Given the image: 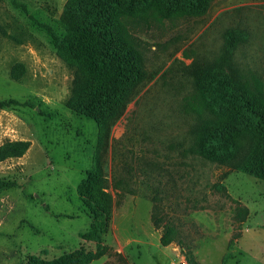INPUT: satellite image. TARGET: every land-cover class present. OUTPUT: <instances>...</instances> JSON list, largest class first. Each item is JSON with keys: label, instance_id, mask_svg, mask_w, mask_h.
Returning <instances> with one entry per match:
<instances>
[{"label": "rangeland", "instance_id": "obj_1", "mask_svg": "<svg viewBox=\"0 0 264 264\" xmlns=\"http://www.w3.org/2000/svg\"><path fill=\"white\" fill-rule=\"evenodd\" d=\"M16 2L0 0V100L13 101L0 108V146H29L0 160V264L54 260L98 245L87 237L97 221L79 191L94 167L97 122L66 105L75 68L39 25L56 24L67 0ZM122 21L148 77L111 131L103 168L114 196L101 237L107 249L89 264H192L189 253L199 264H264V180L186 152L194 71L220 66L233 29L245 39L231 66L252 87L264 82V0H213L202 15L152 11ZM120 178L135 193L118 195ZM167 221L180 241L164 245Z\"/></svg>", "mask_w": 264, "mask_h": 264}, {"label": "trees", "instance_id": "obj_2", "mask_svg": "<svg viewBox=\"0 0 264 264\" xmlns=\"http://www.w3.org/2000/svg\"><path fill=\"white\" fill-rule=\"evenodd\" d=\"M13 2L19 5L16 0ZM212 2L67 0L56 24L39 22L58 55L75 68L73 89L66 105L97 122L94 167L79 191L97 221L87 237L98 245L95 252L80 249L54 260L33 258L29 264H89L106 252L101 237L108 227L114 196L106 190L103 168L111 131L148 77L143 56L129 39L122 18H146L152 11L165 17L179 13L202 15ZM241 32L237 29L230 32L220 66H199L194 71L197 96L188 101L187 112L194 114L195 124L189 132L186 152L264 180V82L252 87L231 66V55L245 39ZM21 73L22 69L16 68L12 75L19 78ZM12 102L0 100V108ZM28 146L27 141L5 142L0 146V160L22 156ZM114 187L120 191L118 195L135 193L132 183L124 178L114 180ZM154 208L155 222L161 223L159 205L156 203ZM245 214L240 208L238 215L244 217ZM163 226L161 241L164 245L180 241L173 223L167 221ZM188 257L192 264H199L191 253Z\"/></svg>", "mask_w": 264, "mask_h": 264}, {"label": "built area", "instance_id": "obj_3", "mask_svg": "<svg viewBox=\"0 0 264 264\" xmlns=\"http://www.w3.org/2000/svg\"><path fill=\"white\" fill-rule=\"evenodd\" d=\"M183 264H187V262L184 260Z\"/></svg>", "mask_w": 264, "mask_h": 264}]
</instances>
